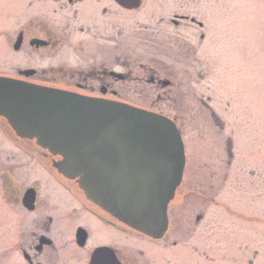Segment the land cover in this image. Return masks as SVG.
Segmentation results:
<instances>
[{"label": "rangeland", "instance_id": "rangeland-1", "mask_svg": "<svg viewBox=\"0 0 264 264\" xmlns=\"http://www.w3.org/2000/svg\"><path fill=\"white\" fill-rule=\"evenodd\" d=\"M236 1L225 0L227 9L218 15L219 22L224 20L226 25L225 53L198 56L202 62L198 71L207 74L206 80L199 81L196 87L198 99L187 98V109L177 112L174 105L158 104L157 94L162 91L154 90V97L148 101L145 86H114L129 104L148 110L154 102L155 110L161 107L166 116L178 115L186 154L183 182L168 212L170 231L166 237L152 241L119 226L112 242L122 249L128 264H264V0ZM22 2L27 20L30 0ZM19 4L20 0H0V75L4 76H16L20 61L22 67H31L29 48L19 53L13 49L14 17ZM232 12L234 16L230 17ZM127 16L118 11L119 20L124 21L142 20L143 13H137L135 19ZM218 48L222 49L221 44ZM63 58L68 61L64 66L70 68L81 62L90 63L87 57L72 53ZM132 58H140L139 63L155 59L141 55ZM156 59L167 62L164 57ZM62 89L89 97L98 94V90ZM218 121L224 124V130ZM228 137L237 140L230 167L221 164L228 160ZM211 161L217 163L211 166ZM0 162V264H27L18 248L24 232L20 226L24 210L4 203L3 185L7 181L2 175L9 173L16 185L13 192L24 193L27 188L36 187L40 198L52 196L54 205V194L62 189L39 160L1 127ZM200 214L204 218L198 223L196 217ZM67 224V231L53 232L58 235V243L68 240L70 247L58 264H87L86 251L75 245L74 223ZM91 242L93 246L100 244L102 234H94ZM139 250L145 254L140 255Z\"/></svg>", "mask_w": 264, "mask_h": 264}, {"label": "flooded vegetation", "instance_id": "flooded-vegetation-1", "mask_svg": "<svg viewBox=\"0 0 264 264\" xmlns=\"http://www.w3.org/2000/svg\"><path fill=\"white\" fill-rule=\"evenodd\" d=\"M226 2L228 3V0ZM22 4L20 0L15 12L13 33L16 41L13 49L19 53L26 51L25 48L28 47L31 67H22L20 61L16 76H0L40 87L90 89L93 92L98 90L97 96L90 97L132 105L123 100L122 92L117 91L114 86L116 84L122 88L133 85L145 86L148 101L154 97V90L162 91L161 94H157L158 104L174 105L177 112L178 110L182 112L187 109L186 100L189 96L198 99L196 87L199 81L206 80L207 74L202 70L198 71V66H202L198 56L219 55L226 50L223 48V43H227L225 21L219 22L218 19V15L223 14L227 9L225 0H139L137 7V2L131 0L126 2L30 0L28 9L31 13L27 20ZM235 6L236 4L232 8L236 11ZM118 11L129 14L127 16L129 19L137 18V13H143V17L142 20H119ZM234 12L230 17L234 16ZM221 17L223 18V15ZM17 42H20L19 50L15 49ZM220 44L222 49L218 48ZM69 53L87 57L90 63L81 62L75 68L64 66L68 61L63 56ZM133 55L152 56L155 59L147 60V63H139L140 58L134 59ZM156 57L167 58V62L173 61V64L158 60ZM113 67L123 71H116ZM26 73L30 74L27 76ZM201 103L205 104L204 99H201ZM153 106H155L154 102L151 108L147 107V111L151 110L150 112L172 120L183 138L178 123L180 117L166 116L161 107L155 110ZM206 107L210 109L207 103ZM181 112L179 111L180 115ZM212 115L215 118L214 113ZM217 124L220 125L221 130L225 129L220 121ZM0 127L18 145L37 158L41 167L62 189L58 195L54 194L56 199L54 205L51 202L52 196L41 199L36 187H29L24 193L13 192L16 185L9 178V173L2 175L7 181L3 183L4 203L20 206L21 210H24L22 211L24 217L20 221L24 232L18 248L26 263L58 264L62 253L65 256L70 247L68 240H63L59 244L58 235L53 232L56 229L67 231L69 229L67 222L72 221L75 245L78 250L86 251L87 264H90L93 253L99 248L113 250L121 264H128L126 256L120 251L122 249L119 250L117 244L112 241L116 239L119 226L133 233L136 232L90 202L81 192L76 181L60 175L54 167L60 161L59 157H54L39 148L35 141L18 138L1 116ZM236 143V138L228 137L226 140L228 160H222L221 164L232 166L233 148ZM217 161H211V166ZM252 176H254L253 171ZM31 189L36 191L34 210L28 209L24 204L25 194ZM173 202L169 205V209ZM203 218V215H198L196 222L199 223ZM80 230L87 233V241L82 247L77 242ZM96 233L102 234V242L93 246L91 238ZM107 233H109L108 240H106ZM138 253L145 254L141 250Z\"/></svg>", "mask_w": 264, "mask_h": 264}, {"label": "water", "instance_id": "water-1", "mask_svg": "<svg viewBox=\"0 0 264 264\" xmlns=\"http://www.w3.org/2000/svg\"><path fill=\"white\" fill-rule=\"evenodd\" d=\"M131 1L138 6L139 0ZM0 116L18 138L59 157L57 172L76 181L90 202L133 231L164 239L169 205L186 167L183 138L172 120L128 104L1 76ZM35 202L36 191L28 190L25 206L34 210ZM86 241L87 233L80 230L78 245ZM90 264L121 262L113 250L99 248Z\"/></svg>", "mask_w": 264, "mask_h": 264}]
</instances>
